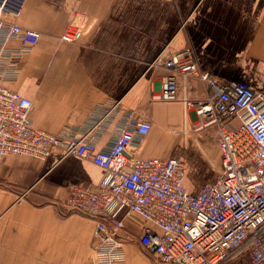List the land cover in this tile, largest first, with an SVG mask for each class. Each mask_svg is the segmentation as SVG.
<instances>
[{
	"label": "crops",
	"instance_id": "1",
	"mask_svg": "<svg viewBox=\"0 0 264 264\" xmlns=\"http://www.w3.org/2000/svg\"><path fill=\"white\" fill-rule=\"evenodd\" d=\"M17 21L41 36L9 85L32 101L35 128L79 135L97 108L120 101L152 124L138 156L182 161L184 186L194 196L220 178L218 132L181 101L154 100L172 74L157 59L191 49L203 72L264 93V0H28ZM69 25L82 29L77 42L61 41ZM178 83L179 99L209 93L195 79ZM116 128L101 136L99 148L113 142ZM203 166L213 175L206 181L198 178ZM104 175L91 160L58 150L45 160L1 159L0 264H84L97 244L96 222L59 210L72 187L97 185ZM123 217L129 237L154 229ZM123 249L126 264H158L137 243Z\"/></svg>",
	"mask_w": 264,
	"mask_h": 264
},
{
	"label": "built area",
	"instance_id": "2",
	"mask_svg": "<svg viewBox=\"0 0 264 264\" xmlns=\"http://www.w3.org/2000/svg\"><path fill=\"white\" fill-rule=\"evenodd\" d=\"M27 2L0 0V160H45L58 150L89 159L105 171L97 185L72 187L59 210L96 222L97 244L84 264H126L123 248L129 242L152 253L158 264H264V93L203 72L191 49L157 59L172 74L154 100L181 101L203 127L218 132L220 178L191 195L184 186L182 161L138 156L152 124L124 110L120 101L97 108L79 135H56L33 126L32 101L9 87L41 37L17 21ZM81 36L79 26L69 25L61 41L74 43ZM178 78L185 87L198 80L207 86L208 95L179 99ZM115 122L113 142L99 148V139ZM133 215L154 229L129 237L123 216Z\"/></svg>",
	"mask_w": 264,
	"mask_h": 264
},
{
	"label": "rangeland",
	"instance_id": "3",
	"mask_svg": "<svg viewBox=\"0 0 264 264\" xmlns=\"http://www.w3.org/2000/svg\"><path fill=\"white\" fill-rule=\"evenodd\" d=\"M211 143H208L207 146H206V153L207 155L211 156L212 157V152H211ZM204 159L206 160V157L204 156ZM207 163L209 164V166H211L210 162H208V160H206ZM212 167V166H211ZM213 170L216 169L214 166L212 167ZM203 170H208L206 166H203L202 168V172L199 174L198 178H201L202 180H208V179H211L213 177V175L210 173V172H204ZM216 171V170H215ZM61 215V214H60ZM61 216H64V215H61Z\"/></svg>",
	"mask_w": 264,
	"mask_h": 264
},
{
	"label": "trees",
	"instance_id": "4",
	"mask_svg": "<svg viewBox=\"0 0 264 264\" xmlns=\"http://www.w3.org/2000/svg\"><path fill=\"white\" fill-rule=\"evenodd\" d=\"M71 214V213H70ZM73 214V213H72ZM235 264H245V262H238V263H235Z\"/></svg>",
	"mask_w": 264,
	"mask_h": 264
}]
</instances>
